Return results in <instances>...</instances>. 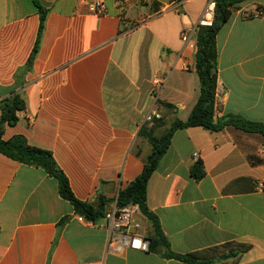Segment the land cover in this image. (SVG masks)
Here are the masks:
<instances>
[{
  "label": "crops",
  "instance_id": "obj_1",
  "mask_svg": "<svg viewBox=\"0 0 264 264\" xmlns=\"http://www.w3.org/2000/svg\"><path fill=\"white\" fill-rule=\"evenodd\" d=\"M91 1L0 0V117L2 100L21 96L25 109L3 127V140L23 136L50 151L74 196L94 208L104 198L106 213L152 153L141 128L160 138L199 99L196 25L209 0H104L101 16ZM183 33H192L187 45ZM216 49V120L264 124V0L232 11ZM198 162L200 179L191 173ZM259 183L261 134L181 128L148 181L147 206L174 253L264 264ZM80 215L56 177L0 153V264H187L151 246L158 236L142 211L149 251L110 248L103 217Z\"/></svg>",
  "mask_w": 264,
  "mask_h": 264
},
{
  "label": "trees",
  "instance_id": "obj_2",
  "mask_svg": "<svg viewBox=\"0 0 264 264\" xmlns=\"http://www.w3.org/2000/svg\"><path fill=\"white\" fill-rule=\"evenodd\" d=\"M216 10L214 24L212 27H201L197 35V53H196V71L200 78L201 93L199 99L186 121H175L170 130L160 138L154 136L152 128L148 129L144 125L140 130V135L149 139L152 144V153L144 166L141 175L130 183L125 189L120 190L117 197L118 207H124L130 203L138 204L143 214L152 221L158 236V241H151V246L158 244L165 247L164 256L173 258L187 264H213L211 259H203L201 252L190 254H177L170 250L168 243L163 237L157 218L153 216L147 206V185L148 181L155 171L159 160L165 154L171 137L177 129L188 127H203L211 131H220L226 126H233L239 130L248 133H258L264 137V124L249 121L238 115H227L216 120V89H217V49L216 36L222 25L229 19L232 11L246 0H215ZM41 21H44L42 13ZM25 109V102L16 93L2 100L0 117V153L26 165L43 168L48 174L54 176L59 181L60 194L68 200L75 210L90 220H96L104 217V205L106 200L100 199L99 206L94 208L92 205L79 201L73 194L68 178L61 169L58 168L54 157L50 151L32 146L23 136H16L11 140L5 141L2 138L3 127L15 125L18 120V114ZM154 125L159 126V121H154ZM201 162L195 164L192 168V176L200 179L203 172H198ZM219 247L211 249L217 250ZM224 256L222 255L221 258Z\"/></svg>",
  "mask_w": 264,
  "mask_h": 264
},
{
  "label": "built area",
  "instance_id": "obj_3",
  "mask_svg": "<svg viewBox=\"0 0 264 264\" xmlns=\"http://www.w3.org/2000/svg\"><path fill=\"white\" fill-rule=\"evenodd\" d=\"M89 10L96 16H101L106 13V5L104 0H92L89 3ZM216 10V1L209 0L203 9L198 22L197 27H212L214 24ZM261 11L256 13V17L261 15ZM192 33H183L182 40L187 45L190 41ZM156 84H162L161 81L156 80ZM218 97V94H216ZM152 117L158 118L159 115L148 116V120H152ZM258 189L263 190L264 184L259 183ZM141 213L138 204L130 203L124 207H118L117 205L107 211L103 217V226L107 229L109 234L108 245L110 248H116L118 250L125 248H134L141 251L150 250V241L140 234L141 224L138 221V216ZM85 216H79V220H85Z\"/></svg>",
  "mask_w": 264,
  "mask_h": 264
}]
</instances>
